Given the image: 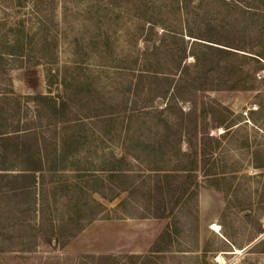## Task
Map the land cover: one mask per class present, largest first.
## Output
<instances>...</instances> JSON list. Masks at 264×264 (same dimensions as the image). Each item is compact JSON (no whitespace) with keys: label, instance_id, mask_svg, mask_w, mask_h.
<instances>
[{"label":"rangeland","instance_id":"1","mask_svg":"<svg viewBox=\"0 0 264 264\" xmlns=\"http://www.w3.org/2000/svg\"><path fill=\"white\" fill-rule=\"evenodd\" d=\"M235 1L55 0L48 34L55 47L47 50L34 23L37 0H0L2 34L19 19L35 34L19 60L0 59V94L12 91L20 115L29 117L35 107L26 97L48 93L52 69L58 83H81L103 115L78 123L74 132L83 145L46 177L56 188L48 186L43 226L31 213L15 220L0 216V264H78L82 255H112L111 264H264V69L250 78L248 89L199 94L198 107L201 101L214 103L216 121L225 127L210 131L189 190L171 200L166 218L154 217L155 199L147 193L155 184L152 169L175 168L185 143L176 128L165 125L160 111L166 99L134 95L130 87L154 61L143 60L151 56L146 44L161 45L157 60L168 63L203 36H231L246 45L249 56L264 52L260 0ZM150 18L156 21L153 32ZM45 127V136L52 137L53 129ZM52 224L61 242L42 245Z\"/></svg>","mask_w":264,"mask_h":264},{"label":"trees","instance_id":"2","mask_svg":"<svg viewBox=\"0 0 264 264\" xmlns=\"http://www.w3.org/2000/svg\"><path fill=\"white\" fill-rule=\"evenodd\" d=\"M50 1L45 5L46 0H37L32 6L36 19L34 23L44 33L42 49L47 50L50 46L55 47L53 37L48 39L49 30L55 24L52 11L55 0ZM230 1L223 0L225 5ZM38 5L43 6L42 10ZM259 7H262L260 10L264 14V0H260ZM238 8L243 12L248 10ZM146 12L139 16H145ZM147 24L153 32L156 21L150 18ZM6 32L2 34L0 31V59L7 56L11 58L10 61H17L25 55L35 34H32L25 19L14 21ZM228 38L230 39L219 41L211 36L200 37L198 39L203 42L193 41L195 43H192L190 52H186V47L183 48V54H175L169 63L157 60L156 51L161 45L152 44L151 48L147 44L144 46L145 52L150 50L151 56L145 55L143 60L147 62L153 57L154 61L149 63V69L138 71L130 87H133L134 95L154 94L156 98L166 99L160 111L167 116L165 125L176 128L186 148L181 152L182 158L175 168L163 171L157 166L152 169L155 184L147 193L155 199L156 218H166L174 205L170 203L171 200L176 203L189 190L191 174L198 168V157L207 154L210 131L225 127L223 120L216 121L214 103L206 105L201 101L198 107L199 94L220 89H248L250 78L264 69V52H250L253 56H249L246 45L235 42L231 36ZM46 80L47 94L26 97L27 102L30 101L35 107L34 113L29 117L20 115V102L10 97L12 91L9 95L0 94V216L10 214V219L15 220L17 216L23 217L26 213H31L40 226L43 223L39 217L44 216V207L48 206V186L51 191L56 188L54 183H46V177H53L67 160V153L76 152L83 145L80 136L74 132L78 123L83 118L103 116L99 114L96 104H92L96 97L88 91L84 92L81 83L79 86L68 84L66 78L58 83V73L52 69L48 70ZM54 84L57 88L52 91L51 86ZM12 102L15 103L13 106L10 105ZM148 108L142 106L145 113ZM168 117L171 118L170 121L167 120ZM44 126L53 129L52 137L45 136V131L42 130ZM178 150L180 152V147ZM120 174L122 175L117 176L121 177L125 173ZM52 195L55 196L54 193ZM1 221L3 220L0 219ZM61 238L52 224L41 243L54 247L60 244ZM131 258L139 257L133 255ZM112 259V255H82L78 264H108Z\"/></svg>","mask_w":264,"mask_h":264},{"label":"bare ground","instance_id":"3","mask_svg":"<svg viewBox=\"0 0 264 264\" xmlns=\"http://www.w3.org/2000/svg\"><path fill=\"white\" fill-rule=\"evenodd\" d=\"M214 226V225H213ZM219 228V227H218ZM213 230H215L214 227H212ZM218 230V229H217ZM239 250H236L234 253H238Z\"/></svg>","mask_w":264,"mask_h":264}]
</instances>
